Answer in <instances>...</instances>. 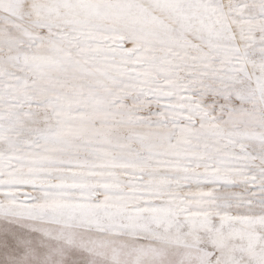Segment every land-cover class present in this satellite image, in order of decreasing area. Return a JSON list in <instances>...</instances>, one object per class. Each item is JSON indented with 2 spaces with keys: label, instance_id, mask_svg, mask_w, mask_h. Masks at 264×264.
<instances>
[{
  "label": "snow or ice",
  "instance_id": "obj_1",
  "mask_svg": "<svg viewBox=\"0 0 264 264\" xmlns=\"http://www.w3.org/2000/svg\"><path fill=\"white\" fill-rule=\"evenodd\" d=\"M0 264H264V0H0Z\"/></svg>",
  "mask_w": 264,
  "mask_h": 264
}]
</instances>
